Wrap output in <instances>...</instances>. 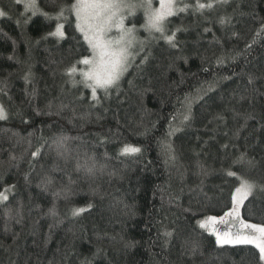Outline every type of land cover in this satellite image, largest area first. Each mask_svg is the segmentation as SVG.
<instances>
[{"label":"trees","instance_id":"16d2710c","mask_svg":"<svg viewBox=\"0 0 264 264\" xmlns=\"http://www.w3.org/2000/svg\"><path fill=\"white\" fill-rule=\"evenodd\" d=\"M36 2L56 15L59 0ZM200 2L214 6L182 0L169 18L175 48L151 33L94 99L75 17L0 0V264H264L199 226L240 178L257 187L239 220L264 225V0ZM57 23L63 38L49 35Z\"/></svg>","mask_w":264,"mask_h":264},{"label":"snow or ice","instance_id":"6c2138e0","mask_svg":"<svg viewBox=\"0 0 264 264\" xmlns=\"http://www.w3.org/2000/svg\"><path fill=\"white\" fill-rule=\"evenodd\" d=\"M17 3L20 0H16ZM216 4L227 3V0H215ZM213 2L201 3L197 0L195 9L202 11L204 9H212ZM27 7L32 12V15L37 14L44 16L46 19H55L57 21L68 18L65 13H68L76 18V28L84 36L85 41L91 49L92 55L86 57L78 63L88 66L87 71L81 70L80 74L84 78L86 87L92 89L93 98H96V90L103 89L107 91L109 88L116 85L128 67L129 49L135 43V28L125 27L124 21L128 16L135 15L136 11L143 9L145 31L151 33H159V37L163 38L165 43L175 48L176 33L167 34V23L170 17L176 16L180 12H185L191 5L183 4L180 6L178 0H159V7L154 8L152 0H74L72 3H60L56 15H50L47 12L39 9L36 0H27ZM5 15L0 12V16ZM222 24L226 22L224 18L220 21ZM63 24L57 23L55 32L49 35L64 37L62 31ZM115 29L119 36L115 39L109 38L108 33ZM176 31H179L177 29ZM76 66L73 65L66 71V75L72 77L76 73ZM27 78V77H26ZM91 82V83H89ZM251 82V81H250ZM211 89V85L209 86ZM6 118V113L3 107H0V120ZM189 117L184 116L187 121ZM140 149L125 145L121 150V154L130 155L139 152ZM39 150L32 153L35 158ZM243 155L239 158L243 162ZM228 176H233L234 173L229 171ZM257 185L249 180L240 178V186L236 188L233 194V211L226 215L235 214V209L239 204L243 203L251 195ZM264 191V187L261 188ZM239 197V198H238ZM7 195L0 193V201H6ZM86 209H73V215H79ZM208 221L215 224V217H208ZM222 222V220H221ZM242 228L251 231H237L232 234H225L223 238L217 236V243H244L253 244L259 251L260 259L264 260V226L254 224H245L241 221ZM200 227L204 228L205 223L201 222ZM260 233L257 237L254 233ZM165 236H171V233H164Z\"/></svg>","mask_w":264,"mask_h":264},{"label":"rangeland","instance_id":"374dc122","mask_svg":"<svg viewBox=\"0 0 264 264\" xmlns=\"http://www.w3.org/2000/svg\"><path fill=\"white\" fill-rule=\"evenodd\" d=\"M20 2L24 3V5L27 6V0H20ZM62 2H63V0H59L58 6ZM181 2H182V0H178L179 4H181ZM63 3H65V2H63ZM152 5H153L154 8H158L159 7V0H152ZM26 8L29 9L28 7H26ZM0 12H3V10L0 9ZM140 14L142 16V19H144V11H143V9H139V10L136 11L135 15L128 16L125 19V21H124L125 27H127V28H135V43L129 49L130 55H129L128 62H129V60L132 57L133 49H136V48L140 47L141 45H143L147 41V39L150 37V35H152V34H150L148 32L147 35L145 34L146 36H143L142 33L143 32H147V31L144 30L143 27L134 26V25H129L128 24V22H127L128 20H131L132 18H134L135 16H138ZM118 36H119V33L115 29H113L111 32L108 33V37L112 38V39H115ZM91 55H92V52H91ZM87 69H88L87 65H84V64L80 65V71H79L80 77H82L81 74H80L81 70L87 71ZM89 83H91V82H89ZM0 107H2L1 103H0ZM235 192H236V189L234 190L233 194H235ZM3 194L7 195L6 193H3ZM233 194H232L231 205H230L229 209L225 211L224 214H222L220 216H216V215L210 216V217H215L216 216L215 218H216L217 222L215 224H213L212 222L208 221V217L200 221V223L201 222L205 223V227L203 229L205 231L209 232L210 234H212L215 237L216 241H217V236L218 235L221 236V238H223V236L225 234H232V233H235L237 231H251V230H245V229L242 228L241 221L243 223H245L246 221H243L242 219H240L241 221L239 220V215H240L241 207H242L243 203L239 204L237 206V208L235 209V214H233L231 216L226 215V213H229L230 211H233ZM244 200H243V202H244ZM68 204H70V203L68 202ZM221 220H222V222H221ZM200 223H199V226H200ZM249 223H245V224H249ZM252 224L258 225V226H264V225L258 224V223H252ZM254 235L258 237L260 235V233L257 232V233H254ZM220 244H228V245L231 244L232 245V244H244V243H220ZM247 245L254 246L253 244H250V243L247 244Z\"/></svg>","mask_w":264,"mask_h":264}]
</instances>
